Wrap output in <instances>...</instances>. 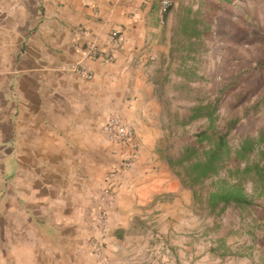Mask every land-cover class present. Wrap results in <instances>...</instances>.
I'll return each instance as SVG.
<instances>
[{
    "label": "crops",
    "instance_id": "1",
    "mask_svg": "<svg viewBox=\"0 0 264 264\" xmlns=\"http://www.w3.org/2000/svg\"><path fill=\"white\" fill-rule=\"evenodd\" d=\"M171 1L162 24L160 0H0V264H104L94 243L108 264H159L141 228L190 204L155 152L153 77L170 53L181 0ZM114 30L121 46L110 42ZM90 42L114 60L85 59ZM112 116L135 130L138 150L110 142ZM114 170L117 198L103 234L93 213ZM190 227L182 226L183 243Z\"/></svg>",
    "mask_w": 264,
    "mask_h": 264
},
{
    "label": "rangeland",
    "instance_id": "2",
    "mask_svg": "<svg viewBox=\"0 0 264 264\" xmlns=\"http://www.w3.org/2000/svg\"><path fill=\"white\" fill-rule=\"evenodd\" d=\"M173 13L170 53L153 77L162 131L155 152L169 168L168 161L195 144V135L209 124L204 116L190 120L199 107L220 101L219 131L236 120L238 135L264 124V110L245 117L250 107L264 103V0H181ZM217 180L188 189L189 205L182 200L176 211L164 209L168 221L151 220L141 228L150 241L148 256L160 257L159 264L166 258L174 264H264V196L258 198L248 182L254 207L212 213L207 197ZM188 223L183 243L182 226L186 231Z\"/></svg>",
    "mask_w": 264,
    "mask_h": 264
},
{
    "label": "trees",
    "instance_id": "3",
    "mask_svg": "<svg viewBox=\"0 0 264 264\" xmlns=\"http://www.w3.org/2000/svg\"><path fill=\"white\" fill-rule=\"evenodd\" d=\"M217 104L196 109L190 120L204 116L209 122L207 128L195 135V144L186 146L179 157L170 159L168 164L186 189H195L218 177L207 197L212 213H222L230 206L254 207L255 201L246 193L245 185L252 182L258 198L264 196V124L256 130H248L245 135H238L240 120H236L229 123L226 131H219L215 126ZM263 110L261 101L250 107L245 117ZM253 156L256 159L253 160ZM232 165L235 167L231 168ZM223 172L225 177L221 175Z\"/></svg>",
    "mask_w": 264,
    "mask_h": 264
},
{
    "label": "built area",
    "instance_id": "4",
    "mask_svg": "<svg viewBox=\"0 0 264 264\" xmlns=\"http://www.w3.org/2000/svg\"><path fill=\"white\" fill-rule=\"evenodd\" d=\"M145 3L151 5L153 0H145ZM173 3L171 0H160L159 2V14L161 16L162 24H165V16L171 10ZM81 35H85L86 32L84 30L80 31ZM110 42L113 45L121 46L123 43L122 35L119 31L114 30L111 33ZM84 57L89 60H100L103 58L107 61H113L114 56L110 51L103 50L99 45L90 42L86 45L84 49ZM76 71L80 75H84L86 77H91V72L86 68L85 65L79 64L76 67ZM105 130L107 133V138L110 142L117 145L129 146L131 145L133 149L138 150L140 147V142L137 139L135 130L125 123L121 118L117 116H112L108 119ZM134 157V156H133ZM131 157L127 161L122 164L121 169H129L132 164L134 158ZM119 170H114L110 172L108 176V187L104 189L100 195V200L98 207L95 209L93 213V224L101 233L105 234L110 230L111 227V215L110 208L113 206L116 198H117V189H116V181L118 178ZM94 250L103 259L104 264H108L103 257V244L102 243H94Z\"/></svg>",
    "mask_w": 264,
    "mask_h": 264
}]
</instances>
